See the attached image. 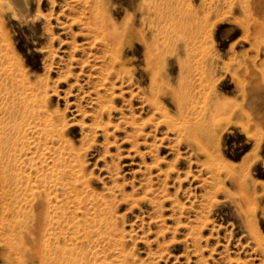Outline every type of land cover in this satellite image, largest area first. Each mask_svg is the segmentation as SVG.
<instances>
[{"label":"rangeland","instance_id":"rangeland-1","mask_svg":"<svg viewBox=\"0 0 264 264\" xmlns=\"http://www.w3.org/2000/svg\"><path fill=\"white\" fill-rule=\"evenodd\" d=\"M24 5L0 0V264L5 225L37 262L39 200L88 264H264V0Z\"/></svg>","mask_w":264,"mask_h":264},{"label":"bare ground","instance_id":"bare-ground-1","mask_svg":"<svg viewBox=\"0 0 264 264\" xmlns=\"http://www.w3.org/2000/svg\"><path fill=\"white\" fill-rule=\"evenodd\" d=\"M10 2L11 4L14 3V5H22V4L24 5L26 0H10ZM179 128L187 135L188 138H190V140L193 143L195 142L199 146L198 148L200 151L203 150V147L200 145L201 143L198 140L202 136V133L197 123L191 122L189 120H184L181 123V127ZM209 158L212 159L213 157H209ZM1 161L2 159H1V154H0V163ZM0 168L4 170L2 165ZM239 190L241 191L242 197L247 196L246 189H244V187L242 188L239 187ZM43 207L44 205L42 204L41 200L37 201V212L35 215L36 231H34L35 234L33 235V239H34L33 246H34V251H35V256H36V261H37L35 262V264H88L85 261L83 262L82 260L83 257H78L77 256L78 253L75 254L73 249L66 250L64 247H59L57 245H50L49 243H44L42 241L41 239V233H42L41 228L42 227L41 226L45 225L43 224V222L46 220H47L46 224H48L49 219H50V216L47 214L46 211L43 210ZM2 232L7 236V241H8L7 243L8 251L5 254L6 264H17L18 262H15V260L12 259L11 253H10L13 251L15 247V240H13L14 232L8 225H5L3 227Z\"/></svg>","mask_w":264,"mask_h":264}]
</instances>
